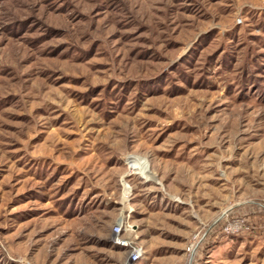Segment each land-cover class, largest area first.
<instances>
[{
  "label": "rangeland",
  "instance_id": "1",
  "mask_svg": "<svg viewBox=\"0 0 264 264\" xmlns=\"http://www.w3.org/2000/svg\"><path fill=\"white\" fill-rule=\"evenodd\" d=\"M0 264H264V0H0Z\"/></svg>",
  "mask_w": 264,
  "mask_h": 264
},
{
  "label": "bare ground",
  "instance_id": "2",
  "mask_svg": "<svg viewBox=\"0 0 264 264\" xmlns=\"http://www.w3.org/2000/svg\"><path fill=\"white\" fill-rule=\"evenodd\" d=\"M138 166V164H136V162H134V164H133V168H135V167H137ZM120 225H122V224H120Z\"/></svg>",
  "mask_w": 264,
  "mask_h": 264
},
{
  "label": "built area",
  "instance_id": "3",
  "mask_svg": "<svg viewBox=\"0 0 264 264\" xmlns=\"http://www.w3.org/2000/svg\"><path fill=\"white\" fill-rule=\"evenodd\" d=\"M133 260H134V261H137V260H138V256L135 255V256L133 257Z\"/></svg>",
  "mask_w": 264,
  "mask_h": 264
}]
</instances>
